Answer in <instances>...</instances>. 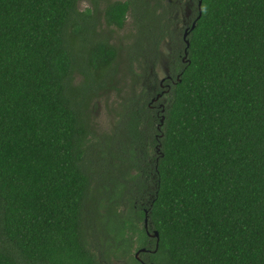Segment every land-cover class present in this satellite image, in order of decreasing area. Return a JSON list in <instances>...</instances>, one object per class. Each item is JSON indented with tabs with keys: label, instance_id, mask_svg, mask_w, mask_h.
<instances>
[{
	"label": "trees",
	"instance_id": "16d2710c",
	"mask_svg": "<svg viewBox=\"0 0 264 264\" xmlns=\"http://www.w3.org/2000/svg\"><path fill=\"white\" fill-rule=\"evenodd\" d=\"M79 1L0 0V264H139L140 249L153 264H264V0H172L193 11L180 28L170 4L134 13L150 74L103 150L89 103L119 47L102 26L121 30L133 1ZM165 40L177 76L156 115Z\"/></svg>",
	"mask_w": 264,
	"mask_h": 264
},
{
	"label": "rangeland",
	"instance_id": "374dc122",
	"mask_svg": "<svg viewBox=\"0 0 264 264\" xmlns=\"http://www.w3.org/2000/svg\"><path fill=\"white\" fill-rule=\"evenodd\" d=\"M108 1L124 2L127 0H107V2ZM131 1L133 2L131 3L130 14L127 15L124 27L121 30L107 28L104 27V25L102 26V34L111 40L115 46L119 47V54L114 68L112 67L105 71H99L94 77V79L97 77V81L102 84H98L99 87L96 97L92 98L89 103V108L91 110L90 122L96 138L94 141L97 142L95 143L96 149L99 148L100 150L106 149L112 138H123L125 136L127 117L125 115L122 119L120 118V113L124 112L122 111L123 108L120 107V105L121 103H124L123 106H127L128 102L126 99L138 95L140 85L145 84L144 82L150 74L149 68H146L147 66L144 63L147 60L142 56L144 50L140 49L139 45L136 43V39H134V36H136V30H134L135 25L133 23V14L138 13L139 15L146 11L144 17H147L148 14L153 18H164L166 16V13H164L166 12L165 7L167 4H170V10L167 11L168 17L166 19L168 20V23H174V26L178 28V21H181L183 17L182 13H184V10L175 6L172 0H129V2ZM98 4H100L99 1ZM134 4L137 7L136 9H133ZM77 8L81 12L86 9H91L90 0L79 1ZM103 8L104 3H101L98 8V10H100V14L98 13V20L101 25L104 24L101 15V10ZM146 8L147 10H145ZM140 20H142L143 26H145L146 29H149V31L152 29L150 26H156L154 19L153 22H146L143 21L144 18L142 16ZM160 24L164 25L165 21H161ZM147 34L146 39H149L150 35L149 33ZM130 46L131 48H129ZM159 47L162 54L163 66H157L152 72V74L157 76L158 80H160L163 76L164 62L167 59V56H169V41H162ZM129 52L133 53L130 57H128ZM138 74H141V76H138ZM94 79H88L89 83L93 82ZM84 80L85 78L83 75L78 72L74 77V84H83ZM100 86L102 87L101 90H99ZM90 241H92V238H90ZM91 246L95 251L104 249L102 242H94ZM124 263L125 261L121 259H116L111 262V264ZM102 264H110V262L105 263L104 261Z\"/></svg>",
	"mask_w": 264,
	"mask_h": 264
},
{
	"label": "flooded vegetation",
	"instance_id": "af4514ba",
	"mask_svg": "<svg viewBox=\"0 0 264 264\" xmlns=\"http://www.w3.org/2000/svg\"><path fill=\"white\" fill-rule=\"evenodd\" d=\"M186 11V12H185ZM184 13H185V18H184V22H183V25H187L189 23L192 22V19H193V11L189 8V9H184ZM180 24L178 26V28H180ZM168 53L170 54V51H168ZM169 61H170V58L169 56H167V59L165 60V64H164V70H163V76L161 77L160 80L157 81L158 85L157 87L154 89L153 93L156 95H158V93H156V90H160L161 92H165L164 90L168 91L171 87V85H174L175 84V78L177 76L176 72H175V69L172 73H170V70H169V67H168V64H169ZM161 98L160 97H156V99H151L153 103L149 102L147 104V107L149 110H156V115H158V112L157 110L162 109L163 108V102L164 100L163 99H159ZM159 101H158V100ZM157 100V101H156ZM161 112V110H160ZM144 226V224H143ZM144 231H145V234L149 237L150 240H155L156 238L152 237V234L154 233L153 230H150L149 227L147 226L146 228L144 227ZM141 250V249H140ZM139 251V250H138ZM136 251V253L138 252ZM155 251L151 250V249H146L145 252H140L138 255H136V253L134 254L135 256V259L136 261L139 263V264H153L151 263L150 261V258H149V255L154 253ZM126 264V263H124Z\"/></svg>",
	"mask_w": 264,
	"mask_h": 264
},
{
	"label": "water",
	"instance_id": "95a60500",
	"mask_svg": "<svg viewBox=\"0 0 264 264\" xmlns=\"http://www.w3.org/2000/svg\"><path fill=\"white\" fill-rule=\"evenodd\" d=\"M199 6H200V2L198 3V7H199ZM194 26H195V22L192 23L190 29H193ZM187 35H188V33H187V30H186V31L184 32L183 40L186 42V46L188 47V42H187V40H186ZM185 58H186V50H184V58H183V61H184ZM158 97H160V95H158ZM161 123H162V120H161ZM144 227H145V228L147 227V219H146V217H145V219H144ZM152 237L156 238V240H157V239H158V233H157L156 231H154V233L152 234ZM156 246H157V245H156ZM145 251H146V249H141V250H139V251L136 253V255H138L140 252H145Z\"/></svg>",
	"mask_w": 264,
	"mask_h": 264
}]
</instances>
